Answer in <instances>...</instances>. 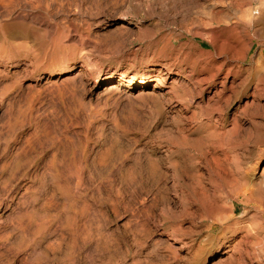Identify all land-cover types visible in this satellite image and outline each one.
Here are the masks:
<instances>
[{
    "label": "rangeland",
    "instance_id": "1",
    "mask_svg": "<svg viewBox=\"0 0 264 264\" xmlns=\"http://www.w3.org/2000/svg\"><path fill=\"white\" fill-rule=\"evenodd\" d=\"M33 11L86 34L88 46H61L43 30L0 40V264H264V249L221 243L229 223L264 233L257 195L239 183L258 151L249 124L242 117L244 138L216 166L230 118L209 121L208 95L193 99L179 75L190 66L157 42L213 52L236 20L228 0H61ZM260 26L240 53L253 70H264ZM152 65L165 80L153 94L106 91L126 68L136 77ZM216 190L231 219L203 210Z\"/></svg>",
    "mask_w": 264,
    "mask_h": 264
},
{
    "label": "bare ground",
    "instance_id": "2",
    "mask_svg": "<svg viewBox=\"0 0 264 264\" xmlns=\"http://www.w3.org/2000/svg\"><path fill=\"white\" fill-rule=\"evenodd\" d=\"M20 1L25 6L17 8L16 5L18 6ZM59 1L61 0H0V40L6 41L29 34H38V30H43L49 40L56 41L61 46L73 44L80 48L87 47L86 34L74 32L68 28V25L62 24V21L50 23L46 20L44 13L33 11V8L41 4L48 6L49 2L57 3ZM228 2L234 9L233 14L236 16V20H233L227 27V34L222 39L217 42L213 38L210 41V45L214 49L213 52L217 51L223 54L219 60L214 58L212 51H206V53L205 50L199 49L193 44L176 45L174 40L165 36L158 39L157 42L164 43L169 48L168 53L174 55V59H178L181 64L190 66L186 72L179 69V75L190 83L186 90L193 99L208 95L204 109L209 115V121L225 123L227 122L226 117L230 118L232 128L224 132L225 140L228 142L225 147L228 151L221 157L216 152L213 153L212 161L216 166L224 164L228 158L230 159L229 152L232 144L234 142L239 144V141L244 138V135L239 132V127L242 124V117L246 118L249 124L246 135H249L253 147L258 151L254 162L250 165V173L242 175L239 178V183L243 192L249 189L248 185L253 187L251 192L257 195L263 213V217L256 224L264 229V70L258 68L253 70L251 67H244L240 64V60H242L240 53L249 49L251 44L252 38L251 35H248L250 27L261 20L260 28L253 30V35L264 33V8L259 6L260 4L264 5V0H228ZM182 18L184 17L182 16ZM126 21L127 19L122 24ZM240 33L245 37L244 39L240 38ZM205 54L206 56H204ZM258 62L262 61L258 60ZM160 69L158 65H152L149 75L141 74L135 77V75L126 74L129 70L126 68L117 74L119 76L117 80L111 79L112 81L106 85V91L108 93L116 91L118 86L123 85L132 93L143 92L145 91L143 89L149 87V91H151L149 93L153 94L155 90L164 86L165 80L161 76H155V73H158ZM168 70L176 73L173 68ZM51 74L59 75L61 72L56 71ZM250 74L256 76V81L253 85L247 86ZM154 76L156 80L151 82L152 79H155ZM244 87L249 88V92L240 97V90ZM176 89L175 86H170L167 93L170 90L176 93ZM214 114H217L216 118ZM218 176L222 179L221 173L218 172ZM214 193L213 196H207L203 210L213 214L218 220L224 217L231 219L235 209L233 204L225 205L222 197L216 195L218 191L216 190ZM253 231L254 228L248 223L243 225L229 223L221 238L226 252L238 249L241 242L252 244L257 252L264 249V233L256 236Z\"/></svg>",
    "mask_w": 264,
    "mask_h": 264
}]
</instances>
